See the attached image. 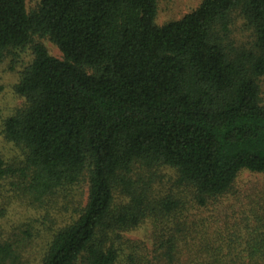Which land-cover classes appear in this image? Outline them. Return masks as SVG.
Returning a JSON list of instances; mask_svg holds the SVG:
<instances>
[{
	"label": "trees",
	"instance_id": "obj_1",
	"mask_svg": "<svg viewBox=\"0 0 264 264\" xmlns=\"http://www.w3.org/2000/svg\"><path fill=\"white\" fill-rule=\"evenodd\" d=\"M39 1L29 12L27 0H0V64L33 54L16 86L26 107L5 122L25 160L0 156V195L39 210L88 188L39 264H264V204L227 239L208 235L217 221L191 219L241 172L264 173V0H204L163 27L158 0ZM234 12L254 30L250 50L222 40ZM162 168L178 174L171 191L156 188ZM142 226L149 243L130 240ZM34 232L25 224L0 241V264H30ZM234 249L248 259L225 263Z\"/></svg>",
	"mask_w": 264,
	"mask_h": 264
},
{
	"label": "rangeland",
	"instance_id": "obj_2",
	"mask_svg": "<svg viewBox=\"0 0 264 264\" xmlns=\"http://www.w3.org/2000/svg\"><path fill=\"white\" fill-rule=\"evenodd\" d=\"M204 0H158V15L156 24L163 27L168 23L181 20L186 15L197 10ZM39 0H27L29 12L37 9ZM228 34L221 33L222 40L227 48L236 52L239 50H250L254 46V30L244 20L240 12H234L231 18ZM35 41L43 44L49 53L62 59L63 55L59 48L48 38L36 37ZM18 54V55H16ZM32 47H28L18 53L10 55L0 64V156L9 164L21 165L25 160V151L16 144L8 141L5 137V122L8 118L15 115L18 111L26 107L25 100L16 92V86L20 83L21 74L24 69L32 62ZM261 103L264 106V77L260 79ZM159 176L164 179L163 184L158 183L157 189L165 188L171 191L177 187L178 174L170 168H162ZM4 192V191H2ZM175 193L182 197H187L188 190L185 188L176 189ZM4 193L0 195V241L6 239L15 229L30 224L33 226L36 237V243L27 251L26 257L30 264H39L45 252H47L53 236L60 229L72 223L77 218L82 208L88 202V188L86 185L67 190L57 195L48 209L36 210L20 200H14L11 205H7ZM264 204V173L255 174L249 171H243L238 177L233 189L220 198L214 207L208 208L196 216L191 214V219H211L216 223H209L208 235L211 237L216 233L225 231L227 239L238 228H243L251 218L253 208L260 209ZM6 210V211H5ZM48 217V218H47ZM211 233V234H210ZM150 230L142 226L131 234L128 238L134 242L145 241L149 243ZM216 237V236H215ZM223 257L228 259V263L233 258L237 260H246L247 255L234 249L232 252H226Z\"/></svg>",
	"mask_w": 264,
	"mask_h": 264
}]
</instances>
